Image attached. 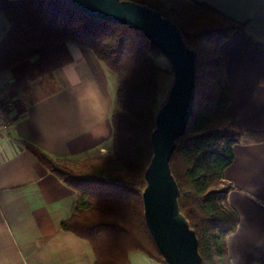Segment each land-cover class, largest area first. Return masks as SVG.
<instances>
[{
  "label": "trees",
  "instance_id": "obj_1",
  "mask_svg": "<svg viewBox=\"0 0 264 264\" xmlns=\"http://www.w3.org/2000/svg\"><path fill=\"white\" fill-rule=\"evenodd\" d=\"M129 1L170 19L195 51L193 110L169 164L179 210L196 233L202 264H230L226 238L236 231L239 215L228 200L233 186L225 181V171L235 159L234 145L264 137L242 130L228 112L222 44L243 25L197 0ZM3 12L8 28L0 41V72L16 87L56 79L58 69L71 60L68 42L90 50L116 82L108 152L90 157L85 168L72 167L71 159H52L24 142L74 190L71 213L60 228L87 243L94 264H131L129 254L138 251L165 262L146 226L141 191L152 157L155 115L166 98L160 101V77H173L170 61H157L158 54H165L139 29L89 15L71 0H17Z\"/></svg>",
  "mask_w": 264,
  "mask_h": 264
},
{
  "label": "crops",
  "instance_id": "obj_2",
  "mask_svg": "<svg viewBox=\"0 0 264 264\" xmlns=\"http://www.w3.org/2000/svg\"><path fill=\"white\" fill-rule=\"evenodd\" d=\"M197 1L242 23L243 31L222 44L228 112L242 130L264 133V0ZM16 2L0 0V41L8 28L3 9ZM67 49L71 60L56 79L8 83L14 100L9 129L0 130V264H94L87 243L60 228L74 190L24 145L71 160L110 146L112 79L90 50ZM234 155L224 176L239 215L236 231L226 238L230 264H264V137L234 145Z\"/></svg>",
  "mask_w": 264,
  "mask_h": 264
},
{
  "label": "water",
  "instance_id": "obj_3",
  "mask_svg": "<svg viewBox=\"0 0 264 264\" xmlns=\"http://www.w3.org/2000/svg\"><path fill=\"white\" fill-rule=\"evenodd\" d=\"M79 10L142 31L171 63L172 82L150 134L152 157L141 191L146 226L167 264H202L195 231L178 206V185L169 160L192 114L196 54L180 29L159 11L129 0H71Z\"/></svg>",
  "mask_w": 264,
  "mask_h": 264
},
{
  "label": "rangeland",
  "instance_id": "obj_4",
  "mask_svg": "<svg viewBox=\"0 0 264 264\" xmlns=\"http://www.w3.org/2000/svg\"><path fill=\"white\" fill-rule=\"evenodd\" d=\"M156 59H157V61H159L163 65H168V63H169L168 59L163 54H158L156 56ZM109 77L111 78V76H109ZM170 80H172V77L169 75H162L160 77V87H161L160 101L161 100L163 101L164 98L166 97L168 88L170 86ZM112 81L113 82L110 85V92L113 96L115 86H116V82H115V80H112ZM109 143H111V141ZM107 152H108V150L106 152L100 151L99 154H106ZM93 155H96V153L90 152L84 156L73 159L72 160V167H74L76 169L85 168L86 165H88L89 160L91 161L90 157H92ZM129 259H130L131 264H167L166 262L152 259V258L148 257L147 255H145L143 252H139V251L133 252L132 254H130Z\"/></svg>",
  "mask_w": 264,
  "mask_h": 264
},
{
  "label": "built area",
  "instance_id": "obj_5",
  "mask_svg": "<svg viewBox=\"0 0 264 264\" xmlns=\"http://www.w3.org/2000/svg\"><path fill=\"white\" fill-rule=\"evenodd\" d=\"M9 79L6 72H0V130H8L10 121L8 110L13 105L14 96L8 90Z\"/></svg>",
  "mask_w": 264,
  "mask_h": 264
},
{
  "label": "clouds",
  "instance_id": "obj_6",
  "mask_svg": "<svg viewBox=\"0 0 264 264\" xmlns=\"http://www.w3.org/2000/svg\"><path fill=\"white\" fill-rule=\"evenodd\" d=\"M68 47H69L70 49L75 50V51H79L78 46L75 45V44H73V43H71V42H68Z\"/></svg>",
  "mask_w": 264,
  "mask_h": 264
}]
</instances>
